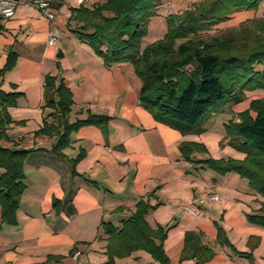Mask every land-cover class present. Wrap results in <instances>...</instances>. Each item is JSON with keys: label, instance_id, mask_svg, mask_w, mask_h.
<instances>
[{"label": "crops", "instance_id": "1", "mask_svg": "<svg viewBox=\"0 0 264 264\" xmlns=\"http://www.w3.org/2000/svg\"><path fill=\"white\" fill-rule=\"evenodd\" d=\"M20 1L12 17L0 18V69L9 52L16 55L0 89L19 94L9 108L14 122L0 146L29 152L24 162L25 189L13 221L3 223L0 209V264H101L107 259L101 223L120 228L140 199L150 205L145 214L148 225L166 230L163 248L170 264H194L179 262L187 232L199 234L214 251L210 260L200 264H264V228L246 219L260 215L263 198L245 178L232 172L220 175L196 163L244 157L226 145L224 126L248 110L252 100L264 97V89L246 91L241 102L211 115L202 124L203 133L182 135L156 122L140 105L142 83L130 63L105 66L78 40L74 23L67 20L81 4L55 0L51 8L57 32L48 45V19L28 4L30 0ZM193 1L164 0L148 23L142 46L164 36L165 16L184 11ZM263 7L235 13L213 29L234 28L260 17ZM45 75L55 76L70 90L69 123L88 115L104 116L105 132L98 126H83L70 133V145L62 155L52 153L55 137L35 135L45 119L51 122L48 115L53 112L45 106ZM182 142L202 144L206 152L193 153V162L186 161L179 149ZM208 195H217L221 202L203 204L198 217L182 209ZM218 228L226 244L217 242ZM115 263L158 264L141 250Z\"/></svg>", "mask_w": 264, "mask_h": 264}, {"label": "trees", "instance_id": "2", "mask_svg": "<svg viewBox=\"0 0 264 264\" xmlns=\"http://www.w3.org/2000/svg\"><path fill=\"white\" fill-rule=\"evenodd\" d=\"M49 1L51 7L55 5V0ZM163 1L103 0L88 6L81 4L71 11L67 21L74 23L75 36L91 48L105 66L132 65L142 83L139 103L156 122L182 135L201 134L204 132L202 124L211 115L227 105L241 102L246 91L264 89V7L260 17L221 30L209 38L204 35L235 13L257 10L264 0H194L184 11L165 16L164 36L143 47L148 23L157 15ZM15 63L16 55L9 52L0 69V81ZM18 95L0 89V141L7 138V128L14 122L9 108L15 106ZM44 98L45 106L53 110L48 115L51 122L45 119L35 135L55 137L52 153L62 155L70 145V133L83 126H98L105 132L108 119L104 116L88 115L84 120L68 122L71 92L62 81L57 82L55 76L45 75ZM224 130L226 145L244 157L209 158L196 163L220 175L232 172L245 178L263 198L258 210L260 215H248L246 219L264 228V97L252 100L249 109L234 115ZM179 149L190 162H193V153L206 152L202 144L192 142H182ZM28 152L0 146L3 223L13 221L18 209L25 189L24 162ZM81 157L80 154L74 162ZM149 208L147 201L140 199L120 228L101 223L107 236V259L101 264H116V259L138 250L148 253L158 264H170L163 248L166 230L152 229L148 225L145 214ZM222 233L218 228L216 240L220 245L226 244ZM233 252L250 256L234 249ZM213 255V249L202 243L199 234L185 233L179 262L193 260L194 264H200Z\"/></svg>", "mask_w": 264, "mask_h": 264}, {"label": "built area", "instance_id": "3", "mask_svg": "<svg viewBox=\"0 0 264 264\" xmlns=\"http://www.w3.org/2000/svg\"><path fill=\"white\" fill-rule=\"evenodd\" d=\"M78 4H82L84 0H76ZM23 2L20 0H0V18L7 19L14 15L15 10ZM30 6L38 9L44 17H46L50 23V28L48 32L47 44L52 45L55 41V31L54 29V19L55 14L52 11L51 4L49 0H30L28 2ZM207 202L220 203L221 200L217 195H208L201 199H198L197 203H189L182 206V209L187 212L190 216L198 217L202 213V205ZM77 257V253L74 254Z\"/></svg>", "mask_w": 264, "mask_h": 264}, {"label": "rangeland", "instance_id": "4", "mask_svg": "<svg viewBox=\"0 0 264 264\" xmlns=\"http://www.w3.org/2000/svg\"><path fill=\"white\" fill-rule=\"evenodd\" d=\"M263 4H264V2H263ZM221 32V30L219 31V30H215V29H211V30H209V31H207L206 33H205V35L204 36H206L207 38H209V37H211V36H213V35H217V34H219ZM228 107L229 106H231V105H227ZM220 116V115H219ZM218 116V117H219ZM220 119V118H219Z\"/></svg>", "mask_w": 264, "mask_h": 264}]
</instances>
